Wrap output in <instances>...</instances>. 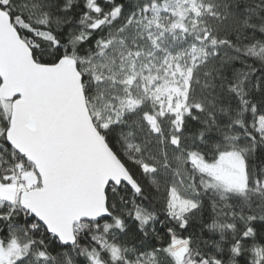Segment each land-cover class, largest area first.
Instances as JSON below:
<instances>
[{"label": "snow or ice", "instance_id": "1", "mask_svg": "<svg viewBox=\"0 0 264 264\" xmlns=\"http://www.w3.org/2000/svg\"><path fill=\"white\" fill-rule=\"evenodd\" d=\"M0 264H264V0H0Z\"/></svg>", "mask_w": 264, "mask_h": 264}]
</instances>
